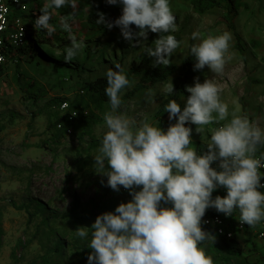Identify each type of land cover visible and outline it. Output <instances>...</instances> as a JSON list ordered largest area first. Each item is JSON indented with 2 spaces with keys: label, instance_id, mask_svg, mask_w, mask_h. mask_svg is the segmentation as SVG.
Wrapping results in <instances>:
<instances>
[{
  "label": "rangeland",
  "instance_id": "374dc122",
  "mask_svg": "<svg viewBox=\"0 0 264 264\" xmlns=\"http://www.w3.org/2000/svg\"><path fill=\"white\" fill-rule=\"evenodd\" d=\"M243 1L248 9L239 11L235 31H231L223 20L222 10L215 9L200 16L184 0H170L178 31L169 34L181 36L180 46L170 63L179 65L191 45L200 43V39L209 34L216 36L224 32L232 36L229 47L232 59L227 61L222 74L212 73L207 66L203 70L193 67L168 78L165 83L152 85L149 89L155 92L154 102L147 99L149 89L132 95L140 79L135 77L130 81L131 87L121 92L123 103L118 111L138 121L146 119L161 128L157 118L161 103L174 96L183 108L190 95L185 86H192L198 77L201 83L213 79L221 87L220 99L228 105V120L235 111L237 115H246L250 121L258 122L264 129V77L258 76L263 69L261 64L264 65V0ZM45 3L50 0L29 1L24 5L37 11ZM77 4L76 10L70 7L50 10L53 19L49 23L56 31L47 35L55 42L69 39V33L60 27L61 16L69 13L74 14V20L70 21L73 36L96 35V30L87 22L92 0H77ZM193 32H199L200 39L193 40ZM235 33L241 36L239 48ZM159 35L149 31L147 40L139 38L141 43L133 47L132 41L125 40L121 33H111L102 42L92 43L89 52L84 43L85 47L70 63L64 61L65 49L70 45L62 50H51L37 44L20 51L16 60L7 65L0 77V215L5 231L0 264H30L56 244L64 246L58 254L52 255L50 264H77V256L70 247L77 238L76 227L59 220L43 222L66 214L75 200L89 206L95 215L102 214L104 206L115 210L120 203L131 200L129 191L122 186L119 192L108 187L107 177L97 174L94 167L93 157L98 154L107 131L103 115L111 111L110 106L92 109L97 123L84 127L85 124L77 122L78 129L72 128V133L61 140L55 139L51 124L57 112L63 114L56 100L72 102L86 82L106 76L107 70L115 64H121L124 69L135 66L143 71L149 64L153 65L155 58L144 54L143 50L150 42L149 47H154L153 41ZM17 67L23 88L17 84ZM30 82L44 88L46 95L37 97L28 88ZM171 82L174 93L165 95L163 88ZM166 122L165 131L175 120L167 118ZM225 122L204 126L202 135L196 133L195 125L186 124L193 129L189 147L195 151L197 142L208 144L212 131ZM20 206H27L34 215L17 208ZM200 247L212 258L213 264H264V241L242 239L238 247L215 237L214 242L206 241Z\"/></svg>",
  "mask_w": 264,
  "mask_h": 264
},
{
  "label": "clouds",
  "instance_id": "9594fccd",
  "mask_svg": "<svg viewBox=\"0 0 264 264\" xmlns=\"http://www.w3.org/2000/svg\"><path fill=\"white\" fill-rule=\"evenodd\" d=\"M105 2L121 4L122 14L108 22L98 12L96 24H104L109 30L119 27L125 40H136L137 44L141 43L138 37L147 40L149 31L159 33L154 47H148L146 53L155 58L153 67L170 65L181 42L169 34L178 31L169 0ZM61 7L76 10L77 0L45 3L35 27L51 36L56 29L49 23L50 10ZM73 20V13L60 18V27L69 33L71 41L65 49L66 63L72 62L85 47L83 40L72 35ZM132 25L138 31L133 32ZM192 39H200V33L193 32ZM231 39L228 32L209 34L194 44L190 49L196 61L194 70L207 66L212 73L222 74L232 59ZM115 69L106 72L105 93L111 111L103 115L107 131L93 157L94 167L97 174L107 177L108 187L119 192L122 186L132 198L120 203L114 212L98 215L90 228L81 226L75 230L76 236L83 239L91 229L88 264H213L200 247L206 241H215V236L201 227L207 209L214 208L226 217L238 209L240 223L249 227H255L264 217V193L259 191L264 184L258 171L264 168V154L259 158L256 155L259 146L264 145V129L235 111L228 120V105L220 99L221 87L213 79L201 83L198 77L192 86H185L190 95L183 108L175 100L165 106L169 120H175L166 131L146 119L138 121L118 111L123 103L121 92L132 82L119 63ZM163 92L174 93L173 83L166 84ZM154 96L155 92L149 89L147 99L154 102ZM221 121L226 122L212 131L202 154L189 147L193 129L186 124L195 125L196 133L202 135L204 126ZM219 188L226 190V196L213 198Z\"/></svg>",
  "mask_w": 264,
  "mask_h": 264
},
{
  "label": "trees",
  "instance_id": "16d2710c",
  "mask_svg": "<svg viewBox=\"0 0 264 264\" xmlns=\"http://www.w3.org/2000/svg\"><path fill=\"white\" fill-rule=\"evenodd\" d=\"M170 1V0H169ZM186 3L190 4L193 11L200 15L204 16L209 11L220 9L223 13V20L228 25V29L231 31H235V20L238 17L239 11L241 9H248L247 4L243 0H184ZM122 5L116 4V5H109L105 2V0H92V8L89 14L87 15V22L90 26H92L96 30V35L93 37L90 36H84V37H76L78 41L83 40L84 43L88 46L86 48V51H90V45L92 43H100L102 42L109 34L111 33H121V30L119 27L114 26L111 30H109L106 25L96 24V20L99 18L97 13L101 12L105 15V19L108 22H114L119 16L122 14ZM177 24V19H176ZM133 32L138 31L135 25H132ZM28 31H29V43L28 47L34 48L37 44L42 46V48H48V49H60L62 50L64 47L71 44L70 38L67 40L61 39L58 42H55L51 37L47 35V33L43 29H34L30 24L28 25ZM175 38L181 42V36L179 34H173ZM235 37L237 40L236 47L239 48L240 42H241V36L237 33H235ZM154 35L151 34L150 39L153 40ZM139 40V37L137 38ZM132 44L137 45L136 40L132 41ZM151 42L145 46L143 53H146V49L149 47ZM193 45H191L188 49L187 56L182 60V62L179 65H175L170 63L168 66H156L153 67V65H148V67L143 71L140 68H136L135 66H132L129 69H124V74L126 77L131 81L135 77H139V82L136 84L132 95L135 96V94L142 93L145 90H148L152 85L154 84H162L165 83L166 80L170 77H173L176 74L187 72L190 69L194 67V64L196 63L195 57L191 55L190 49ZM178 49V48H177ZM176 49V50H177ZM24 50V49H23ZM22 50V51H23ZM175 50V51H176ZM175 53V52H174ZM173 53V54H174ZM112 70L115 69V65L111 67ZM4 70L0 73V77L3 76ZM16 73L17 76V84L20 88H23L21 84V76H20V68L17 67ZM107 87V77L101 76L96 78L95 80H91L85 83L82 92H79L76 96V98L72 102H68L66 99H58L55 101V103H58L59 106L65 102H68L69 109L67 112H63V114H60V112H57L54 117V121L51 124V128L53 129V132L55 134V139L61 140L67 133L66 130L75 128L78 129L77 122H80V124H85L84 127H90L91 124L97 123L96 119H93L94 113H92V109L95 110H101L106 105L110 106L109 98L107 97L105 93V89ZM28 88L33 90L35 95L37 97H43L46 95V91L44 88H40L37 83L30 82L28 84ZM32 92V93H33ZM36 97L35 100L38 98ZM170 100H175L174 96L169 97L165 101H163L160 105L159 111L157 112V118L159 120V125L164 130L167 122L166 119L168 118V113L165 112V106ZM88 110H90V114L88 113ZM76 113L77 116L73 119H70L72 113ZM91 115V116H89ZM58 126H61L59 129ZM83 128V126H82ZM207 144L203 142H197L195 145V151L197 154H202L204 150H206ZM220 189H217L213 192V198L217 196L220 192ZM19 209H26L28 210L27 206H20L17 207ZM104 212L112 211L113 209L109 206H104L101 209ZM42 211V210H41ZM93 209H89V206L81 205L78 201H74L72 203L71 209L64 214L61 217H53V218H47V221H44V223L47 222H55V220H59L61 222H65V224L69 223L74 225L76 229L78 227H88L90 228L92 223H94L96 217L98 215H95L93 213ZM28 212L32 215L29 210ZM201 227L203 230L210 232L213 236L215 234L213 231L208 230L203 227L201 223ZM5 235V231L2 226V216L0 215V250L3 247V238ZM216 237V236H215ZM91 239V229H88V236L85 238H75L73 243L71 244V249L73 250L74 254L77 256V264H88L87 257L92 252L90 248H88V244L90 243ZM222 241L228 242V244H236V246H240V243L238 241H226L224 239H221ZM62 244H56L51 250L47 251V253L43 256H41L38 260H35L31 262L30 264H50L51 263V257L54 254H58L60 251V248L63 247ZM235 246V245H234ZM240 249V248H239ZM234 251V250H233Z\"/></svg>",
  "mask_w": 264,
  "mask_h": 264
},
{
  "label": "built area",
  "instance_id": "2783aa9c",
  "mask_svg": "<svg viewBox=\"0 0 264 264\" xmlns=\"http://www.w3.org/2000/svg\"><path fill=\"white\" fill-rule=\"evenodd\" d=\"M23 0L19 3L16 0H0V73L5 70L10 62L16 60L19 52L25 49L29 43V31L27 24L22 17L28 9L24 5ZM69 109L68 102L61 105L60 110L67 112ZM77 116L74 112L70 119ZM60 129L61 126H58ZM67 134H71L72 130H66ZM264 154V145L259 146L257 158ZM261 175V183L264 184V168L258 170ZM264 193V188L259 189ZM226 190L220 189L218 195L226 196ZM240 213L237 209L233 216L226 217L223 213H218L214 208L206 210L205 216L202 218L204 228L213 231L216 237L226 241H245L256 240L264 241V217L256 224L255 227L242 225L239 221Z\"/></svg>",
  "mask_w": 264,
  "mask_h": 264
},
{
  "label": "crops",
  "instance_id": "0c3cea01",
  "mask_svg": "<svg viewBox=\"0 0 264 264\" xmlns=\"http://www.w3.org/2000/svg\"><path fill=\"white\" fill-rule=\"evenodd\" d=\"M29 1L36 2L37 0H24L23 2L27 3ZM40 14H41L40 10L36 11V10L28 9V11L22 15V17L24 18V20L27 24V27L30 24V26H32V28L38 30L39 28L35 27V20ZM51 19H53V15H52ZM261 66H263V69L261 71H259L258 76L263 78L264 77V65L261 64ZM249 71H252V70H249Z\"/></svg>",
  "mask_w": 264,
  "mask_h": 264
}]
</instances>
